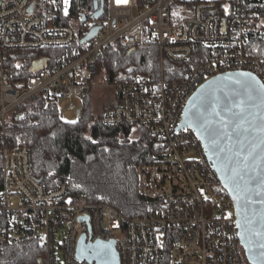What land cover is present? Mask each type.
Here are the masks:
<instances>
[{
	"label": "built area",
	"instance_id": "2783aa9c",
	"mask_svg": "<svg viewBox=\"0 0 264 264\" xmlns=\"http://www.w3.org/2000/svg\"><path fill=\"white\" fill-rule=\"evenodd\" d=\"M248 1L70 0L65 16L63 0H0V259L8 247L33 240L45 253L41 264H91L78 257L85 234L88 243L114 241L120 264H251L235 214L224 219L233 201L201 139L191 128L179 129L208 80L247 72L264 83V59L252 48L264 38V18L255 19ZM146 40L159 50L157 78L113 79L106 72L107 51L130 52ZM16 49L56 51L39 59L52 68L10 83L5 58ZM97 89L113 91L103 124L143 127L162 142L154 161L137 166L138 194L153 203L145 215L72 198L66 185L46 188L34 176L30 149L8 145L9 116L31 98L42 95L61 113H80L81 100Z\"/></svg>",
	"mask_w": 264,
	"mask_h": 264
},
{
	"label": "trees",
	"instance_id": "16d2710c",
	"mask_svg": "<svg viewBox=\"0 0 264 264\" xmlns=\"http://www.w3.org/2000/svg\"><path fill=\"white\" fill-rule=\"evenodd\" d=\"M247 7L257 21L264 18V0H249ZM253 47L255 55L264 59V38ZM205 52L204 46L197 47V56ZM55 54L48 49L8 51L5 65L10 70L9 82L16 85L36 75L31 71L33 64L45 55ZM106 55L104 67L113 79L121 74L158 77L159 50L149 40L131 54L126 48H119L107 51ZM18 64L21 67L17 68ZM61 117L56 106L45 107L42 95L31 98L9 116L8 145L30 149L34 176L48 189L66 185L72 198L83 196L91 203L109 204L128 217L148 213L153 203L138 194L137 166L154 161L162 150L159 138L143 127L103 124L101 116L93 114L89 96L81 100L76 124L65 123ZM132 129L138 131L136 138ZM2 187L0 153V193ZM44 257L39 244L29 240L8 247L0 264H41L39 260Z\"/></svg>",
	"mask_w": 264,
	"mask_h": 264
},
{
	"label": "snow or ice",
	"instance_id": "6c2138e0",
	"mask_svg": "<svg viewBox=\"0 0 264 264\" xmlns=\"http://www.w3.org/2000/svg\"><path fill=\"white\" fill-rule=\"evenodd\" d=\"M50 2L55 4L56 0ZM115 2L126 5L128 0ZM69 4L70 0H63L65 16L69 14ZM225 12H228L227 5ZM173 15L178 13L173 12ZM198 91L199 95L190 101V107L185 110V131L188 128L196 131L198 139L203 138L206 142V152L215 155L221 162L217 170L236 202L240 217L235 224L240 230L237 235L248 245L249 252H255L253 259L264 264V207L259 212L252 207L257 202L264 206V83L257 81L251 73H229L207 86L202 85ZM65 123L76 124L77 121L66 120ZM229 128L233 131L229 132ZM225 139H235V145H224ZM253 183L256 188L251 187ZM200 192L204 195L203 189ZM253 194L260 197L259 201L252 198ZM204 199L207 200L208 196L204 195ZM231 216L232 213H227L224 219ZM110 247V244L97 242L93 251L103 259ZM112 258L115 259L114 254Z\"/></svg>",
	"mask_w": 264,
	"mask_h": 264
},
{
	"label": "water",
	"instance_id": "95a60500",
	"mask_svg": "<svg viewBox=\"0 0 264 264\" xmlns=\"http://www.w3.org/2000/svg\"><path fill=\"white\" fill-rule=\"evenodd\" d=\"M102 14H103V10L97 12L94 15V17H99ZM83 22H85V19L83 20ZM96 33L97 32H94L92 35H95ZM134 51L135 50L130 51L129 54L133 53ZM46 63H47V60H41V61H38V62L34 63L32 69H31L32 73H38V72L42 71L45 68ZM232 73H241V72H232ZM228 74L229 73H226V74L219 75V76H217L215 78H212V79L208 80L207 82H205L203 85L204 86H207V85L211 84L213 80H216L217 78H220V77L227 76ZM251 75L254 76L257 81H259L260 83H262L261 80L258 77H256L253 74H251ZM200 89H201V86H200V88L198 90H200ZM198 90L194 94V96L192 97V99L190 101L194 100L195 97L199 95V91ZM189 107H190V102L188 103L187 108H189ZM78 114H80V113H78ZM185 119H186V116L184 115L183 122H182V124L179 127L180 130L186 127V124L184 123ZM232 131H233V129L232 128H229V132H232ZM197 135H199V134L197 133ZM200 139H201V141H202V143L204 145L205 152H206V147H205L206 142H205V140L203 138H200ZM223 144L226 145V146H234L235 145V139H233L232 141H229V140L225 139L223 141ZM206 155H207V157H208L211 165L213 166L214 170L216 171V173L220 177L221 185H222L225 193L233 201V208H234V212H235L234 214H235L236 220H238L240 217L237 214L236 202L233 199L232 195L230 194V190L224 186L221 172L217 170L219 167H221V162L219 160H217V158H216L215 155H212V154H210L208 152H206ZM210 155H211V158H210ZM251 187L252 188H256V184L253 183L251 185ZM252 198L254 200H256V201H259V199H260V197L256 196L255 194H253V197ZM252 207L257 212H259L260 209H261V207H264V206H262L259 202H257ZM86 219L87 218H82L81 221H84ZM100 243L102 245H109V244L111 245V247L109 249H106L108 255L107 256H104L103 259H101L100 257H97L96 254H95V252L93 251V248L95 247V245L97 244V242L96 243H88L87 242V239H86V235L84 234L81 237V240L79 242V248H78V257H79V259H81V260H87L91 264H120L119 255H118L117 250H116V247H115V242L113 241V242H110V243H104V242H100ZM241 243H242V246H243V248H244V250L246 252V256H247L249 262L251 264H259V262L257 260L253 259V256L255 255V252H249L248 251V245L243 240H241ZM89 246H92V247H89ZM113 254H114L115 259L112 258Z\"/></svg>",
	"mask_w": 264,
	"mask_h": 264
},
{
	"label": "rangeland",
	"instance_id": "374dc122",
	"mask_svg": "<svg viewBox=\"0 0 264 264\" xmlns=\"http://www.w3.org/2000/svg\"><path fill=\"white\" fill-rule=\"evenodd\" d=\"M91 100L92 112L96 117L103 114L104 110L109 107L111 101L113 100V91L110 89H97L89 96ZM63 120H76L78 119V112H62ZM138 131L134 132V137L136 138ZM229 213L234 214V208L229 210Z\"/></svg>",
	"mask_w": 264,
	"mask_h": 264
},
{
	"label": "crops",
	"instance_id": "0c3cea01",
	"mask_svg": "<svg viewBox=\"0 0 264 264\" xmlns=\"http://www.w3.org/2000/svg\"><path fill=\"white\" fill-rule=\"evenodd\" d=\"M78 116H79V114H78Z\"/></svg>",
	"mask_w": 264,
	"mask_h": 264
}]
</instances>
